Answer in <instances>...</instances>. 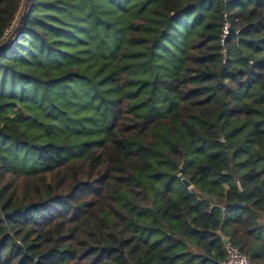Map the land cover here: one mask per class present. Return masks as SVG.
Listing matches in <instances>:
<instances>
[{
  "label": "trees",
  "instance_id": "obj_1",
  "mask_svg": "<svg viewBox=\"0 0 264 264\" xmlns=\"http://www.w3.org/2000/svg\"><path fill=\"white\" fill-rule=\"evenodd\" d=\"M25 1L0 0V45ZM96 3L35 0L0 53L35 90L75 83L105 106L99 141L68 154L90 113L50 98L27 117L0 84V264H222L226 237L264 264V0H141L118 52Z\"/></svg>",
  "mask_w": 264,
  "mask_h": 264
},
{
  "label": "rangeland",
  "instance_id": "obj_2",
  "mask_svg": "<svg viewBox=\"0 0 264 264\" xmlns=\"http://www.w3.org/2000/svg\"><path fill=\"white\" fill-rule=\"evenodd\" d=\"M98 5V12L101 14V19L99 22V32L100 37L107 38L106 46H109L113 43V49L117 52L118 50H124L127 45V37H128V19L129 16L132 15L133 9L136 5H139L141 0H96ZM125 17V18H124ZM121 18L123 19L121 21ZM183 29L182 33L178 40H176L173 44H168L167 51L168 54L172 53H181L186 49V46L190 44L194 38L197 36V32L200 29L199 24L194 21V18L191 20L190 28L187 26H182ZM93 40L96 38V28L92 30ZM111 31V32H110ZM127 34V35H126ZM79 35L84 37L87 35L86 30L82 29L79 32ZM173 35V34H171ZM73 45H66L64 51H72L76 47H72ZM72 47V50H71ZM107 48V47H106ZM100 50H97V55ZM10 55L6 56L5 61L0 63V84L4 85L8 83V86L15 87V93L12 95L14 102L17 101H24L26 103V111L27 113L25 116H34L36 106H34V101L36 100H43L46 99L48 102L51 99L59 100L60 103L63 105H69L70 111L74 109L77 110V106L81 105L83 112L90 113L89 117L90 120L86 119L85 122H80V124H73L71 127V135L69 139V146H68V154L73 152L74 150L77 151V144L82 145L85 141H99V133L103 128L102 122V115L104 111L100 112V108L104 106V103L100 104L101 98L99 99L98 96L96 97L93 92H90L86 86L81 88H77L75 83H68V84H59L55 85L51 89V93H46V88L43 86L39 88V91L34 86L27 81L26 76L30 74L29 68L24 65L23 78L19 75L21 74L20 71H16L15 73H8L6 69L10 67ZM52 59L50 65L52 66L51 70L54 72L53 67H55V63ZM26 62V61H24ZM60 62L58 61L57 65V72L56 74L60 73L59 69ZM7 86V84H6ZM45 90V91H44ZM6 96V93L4 94ZM88 101L87 104H84L85 101ZM74 107V108H73ZM105 107V106H104ZM88 116V115H87ZM33 117V118H34ZM40 122V125H47L49 121L47 118L43 117L40 113H37L36 116ZM30 120V119H27ZM32 120H30V123ZM31 129V132L34 134L38 133L39 128H36V125ZM68 134V133H67ZM47 139L39 138V143H46ZM224 142V140H222Z\"/></svg>",
  "mask_w": 264,
  "mask_h": 264
},
{
  "label": "built area",
  "instance_id": "obj_3",
  "mask_svg": "<svg viewBox=\"0 0 264 264\" xmlns=\"http://www.w3.org/2000/svg\"><path fill=\"white\" fill-rule=\"evenodd\" d=\"M226 1V0H223ZM225 25L222 31V40L221 44L224 45L225 40L229 36L230 33V23L227 20V15H225ZM15 23L12 25L11 28ZM8 33V32H7ZM7 33H5V36H7ZM213 205V204H212ZM224 251H225V260L222 264H253L251 259L244 253L241 252L239 247H237L230 238H224Z\"/></svg>",
  "mask_w": 264,
  "mask_h": 264
},
{
  "label": "water",
  "instance_id": "obj_4",
  "mask_svg": "<svg viewBox=\"0 0 264 264\" xmlns=\"http://www.w3.org/2000/svg\"><path fill=\"white\" fill-rule=\"evenodd\" d=\"M34 1L35 0H26L25 1L23 10H22L20 18L17 22L15 30L12 33V35L2 45H0V53L5 51L12 42L18 40V38L20 37V35H21V33H22V31H23V29H24V27L28 21V18L31 14V11H32V8L34 5ZM179 178L182 180V182L186 188H192L191 183L188 182L183 176V169L180 170Z\"/></svg>",
  "mask_w": 264,
  "mask_h": 264
}]
</instances>
